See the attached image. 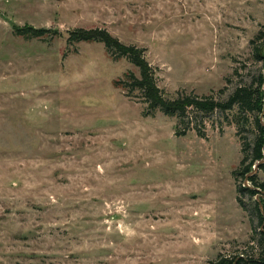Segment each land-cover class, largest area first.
<instances>
[{
    "label": "rangeland",
    "instance_id": "rangeland-1",
    "mask_svg": "<svg viewBox=\"0 0 264 264\" xmlns=\"http://www.w3.org/2000/svg\"><path fill=\"white\" fill-rule=\"evenodd\" d=\"M80 29L142 50L166 101L226 103L264 78V0H0V264L263 259L264 192L240 205L234 173L264 113H150L132 64L66 42Z\"/></svg>",
    "mask_w": 264,
    "mask_h": 264
},
{
    "label": "trees",
    "instance_id": "trees-1",
    "mask_svg": "<svg viewBox=\"0 0 264 264\" xmlns=\"http://www.w3.org/2000/svg\"><path fill=\"white\" fill-rule=\"evenodd\" d=\"M13 33L16 37L22 38L26 41L33 39H41L49 42H53L56 39H61L64 35L60 32H54L50 30H34L33 28L26 27L24 29L14 28ZM66 42L69 45L78 44H99L104 47L107 54L114 60L124 59L127 60L138 71V79L133 75L128 77V81L132 90H137L143 96L144 102L147 104V110L150 113L160 111L166 117L173 118L174 116L184 118L187 112L195 111L203 114L204 116H210L215 112L226 113L232 112L237 109L239 113L244 115H251L254 113H264V78L261 76L258 80V87L253 89H239L233 96L229 98L226 103H217L212 99H198L186 97L176 101H166L162 97L160 89L156 85L154 71L149 67L144 53L142 50H138L134 47H126L121 44L117 39L113 38L105 30L93 29V30H75L73 32L66 33ZM261 33H259L252 42L255 44L259 40ZM257 60L264 62V45L262 49H256ZM131 82V83H130ZM122 89H125L123 85ZM264 116L259 121L256 120V136L253 143V147L245 146V151L250 149L245 155L244 160L241 163L240 169L234 173L235 179H242L251 187H245L242 184L239 187L238 203L243 205L241 198L250 197L254 199L256 196L264 192V184L258 182L257 175L253 174V169L257 164L264 162ZM184 136L178 134V137ZM258 171H264V163L258 166ZM256 210V216L260 227L264 226V198L254 202ZM259 236L264 239V228L259 231ZM219 264H264V258L254 261L252 259H239L235 258L231 261H222Z\"/></svg>",
    "mask_w": 264,
    "mask_h": 264
},
{
    "label": "water",
    "instance_id": "water-1",
    "mask_svg": "<svg viewBox=\"0 0 264 264\" xmlns=\"http://www.w3.org/2000/svg\"><path fill=\"white\" fill-rule=\"evenodd\" d=\"M264 163V162H263ZM263 163H260V164H263ZM260 164H257L255 167H254V169H253V174H251L250 176H253V175H256L257 174V172H258V166L260 165Z\"/></svg>",
    "mask_w": 264,
    "mask_h": 264
}]
</instances>
